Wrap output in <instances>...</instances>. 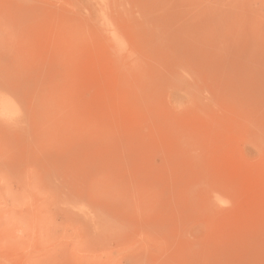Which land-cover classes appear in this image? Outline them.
I'll list each match as a JSON object with an SVG mask.
<instances>
[{
  "label": "rangeland",
  "instance_id": "rangeland-1",
  "mask_svg": "<svg viewBox=\"0 0 264 264\" xmlns=\"http://www.w3.org/2000/svg\"><path fill=\"white\" fill-rule=\"evenodd\" d=\"M2 95L0 264H264V0H0Z\"/></svg>",
  "mask_w": 264,
  "mask_h": 264
},
{
  "label": "bare ground",
  "instance_id": "bare-ground-1",
  "mask_svg": "<svg viewBox=\"0 0 264 264\" xmlns=\"http://www.w3.org/2000/svg\"><path fill=\"white\" fill-rule=\"evenodd\" d=\"M107 22H109V21L107 20ZM109 25H110V24H109ZM109 27H110V26H109ZM108 29H109V28H108ZM110 31H111V28H110ZM113 32H114V31H113ZM112 34H113V33H112ZM113 38L115 39V42L118 44V45H117L118 48H121V50H123V47H122L123 45L119 42V41H120V37L118 36L117 33H116V34L114 33ZM131 65H133V64H131ZM137 65H138V64H137ZM127 67H128V66H127ZM139 67H140V66H139ZM133 68H134V67H133ZM134 70H135V68H134ZM139 72H140V71H139ZM7 95H8V94H5L6 97H7ZM5 96H4V95L0 96V99L2 100L1 97H3V100H4V97H5ZM7 98H11V97H7ZM1 104H2V103H1ZM12 104H14V103H12ZM6 105H7V104H6ZM9 105H10V104H9ZM14 105H15V104H14ZM6 107H7V106H6ZM13 107H14V106H13ZM0 108H1V107H0ZM2 108H3V107H2ZM2 108H1V109H2ZM16 109H17V108H16ZM5 110H6V109H5ZM5 110H4V111H5ZM2 111H3V110H2ZM2 111H1V112H2ZM8 111H9V109L7 110V112H8ZM12 111H13V110H12ZM17 112H18V111H17ZM2 113H4V112H2ZM14 113H15V112H14ZM4 114H5V113H4ZM9 115L11 116V114H9ZM0 116H1V117H2V116L5 117L4 115H0ZM13 116H14V115H13ZM3 117H2V118H3ZM11 117H12V116H11ZM7 118H8V116H7ZM7 118L5 117L4 120L7 119ZM12 118H13V117H12ZM12 118H10V120H11ZM13 119H14V118H13ZM85 208H86V207H85ZM85 208H84V209H85ZM85 210H86V209H85ZM86 211H87V210H86ZM83 212H84V211H83ZM90 214H91V213H90ZM86 215H87V214H86ZM91 215H92V214H91ZM84 216H85V215H84ZM95 216H96V215H95ZM86 218H87V216H86ZM91 218H92V216H91ZM95 219H97V218H95ZM92 220H93V219H92ZM90 221H91V220H90ZM92 223H93L94 225H97V227H98V223H99V222L97 223V220H96V223H97V224H95L94 222H92ZM102 224H103V223H102ZM103 225H104V224H103ZM103 225H102V226H103ZM100 226H101V224H100ZM98 229H99V228H98ZM101 229H102V227H101Z\"/></svg>",
  "mask_w": 264,
  "mask_h": 264
}]
</instances>
